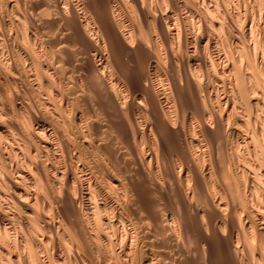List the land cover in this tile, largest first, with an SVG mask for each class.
Masks as SVG:
<instances>
[{"label": "bare ground", "instance_id": "1", "mask_svg": "<svg viewBox=\"0 0 264 264\" xmlns=\"http://www.w3.org/2000/svg\"><path fill=\"white\" fill-rule=\"evenodd\" d=\"M106 248L264 264V0H0V264Z\"/></svg>", "mask_w": 264, "mask_h": 264}, {"label": "rangeland", "instance_id": "2", "mask_svg": "<svg viewBox=\"0 0 264 264\" xmlns=\"http://www.w3.org/2000/svg\"><path fill=\"white\" fill-rule=\"evenodd\" d=\"M209 43V48H210V53L213 55V54H216V52H217V49H219V50H221V49H223V48H221L220 46L216 49L213 45V43H211V42H208ZM214 47V48H213ZM225 47V46H224ZM227 48V47H226ZM214 49H215V51H214ZM229 49V48H228ZM224 50H225V52L227 53V54H229L228 53V51L224 48ZM224 50L222 51V53L224 52ZM224 52V53H225ZM225 53V54H226ZM228 59H229V57H228ZM230 61V60H229ZM137 114L136 115H138L139 117L141 116L142 117V115L139 113V112H136ZM140 117V118H141ZM118 145V144H117ZM126 159H128V158H126ZM129 159H131V157H129ZM128 159V160H129ZM128 160H126V162L128 161ZM131 163V160H129L128 162H127V164L128 163ZM130 163L127 165L128 167H129V165H130ZM132 164V163H131ZM127 167V168H128ZM128 171H129V175L132 177V180L135 182V184H136V191H138V192H140L141 194H142V196L141 197H150L151 196V194L150 193H148L147 192V187L146 188H144V186H146V182H145V179L141 176V175H139V173L137 174V171L135 170V166L132 164V165H130V170H129V168H128ZM139 175V176H138ZM137 176V177H136ZM136 180V181H135ZM139 180V181H138ZM143 182V183H142ZM139 184V185H138ZM142 184V185H141ZM137 189H139V190H137ZM133 203H135V202H137L138 200H139V198L137 197V196H135V197H133ZM117 246H119V245H117ZM116 246V248L114 249L115 250V253H117V250L120 248H118ZM106 249H108V248H106ZM105 249V251H107ZM110 250V251H109ZM113 250V249H112ZM112 250L109 248L108 249V251H107V253L108 254H110V255H108L107 254V260H108V262L109 263H115V264H117L118 263V258L116 257L117 255H115V253H114V255L112 256L111 254H112ZM102 251V250H101ZM101 251L99 250V252L101 253ZM111 252V253H110ZM118 252H119V250H118ZM217 251H215V253H212V258H215V259H217V255H219V253L217 254L216 253ZM216 254V255H215ZM109 258V259H108ZM218 258H220V256L218 257ZM202 262V264H206V262L205 261H201V259L199 260V261H197V263L198 264H200ZM196 264V263H195Z\"/></svg>", "mask_w": 264, "mask_h": 264}]
</instances>
